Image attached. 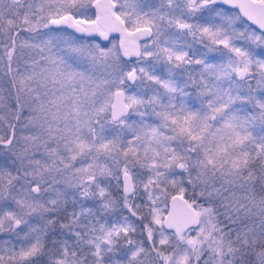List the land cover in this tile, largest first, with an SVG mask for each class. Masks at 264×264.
Wrapping results in <instances>:
<instances>
[{
  "label": "snow or ice",
  "instance_id": "obj_1",
  "mask_svg": "<svg viewBox=\"0 0 264 264\" xmlns=\"http://www.w3.org/2000/svg\"><path fill=\"white\" fill-rule=\"evenodd\" d=\"M0 264H264V0H0Z\"/></svg>",
  "mask_w": 264,
  "mask_h": 264
},
{
  "label": "flooded vegetation",
  "instance_id": "obj_2",
  "mask_svg": "<svg viewBox=\"0 0 264 264\" xmlns=\"http://www.w3.org/2000/svg\"><path fill=\"white\" fill-rule=\"evenodd\" d=\"M92 15H93V18H94V15H95V10L94 9L92 10ZM113 42L114 43L118 42V44H119V42H120V33L119 32H112V33H110V39H109V41H103V43H104L105 46L110 45ZM138 42L139 43H143L144 42V39H141ZM197 47H200V46L197 45ZM208 55L210 57H218L219 54L218 53H209ZM131 59H133V63H134L136 58L133 56V57H131Z\"/></svg>",
  "mask_w": 264,
  "mask_h": 264
},
{
  "label": "rangeland",
  "instance_id": "obj_3",
  "mask_svg": "<svg viewBox=\"0 0 264 264\" xmlns=\"http://www.w3.org/2000/svg\"><path fill=\"white\" fill-rule=\"evenodd\" d=\"M144 43V42H143ZM116 45H117V47L119 46V44H118V42H116L115 43ZM112 46V44H110V45H107L106 47H111ZM122 59H129V58H124V57H122ZM131 59V58H130ZM132 60V62H133V59H131Z\"/></svg>",
  "mask_w": 264,
  "mask_h": 264
}]
</instances>
